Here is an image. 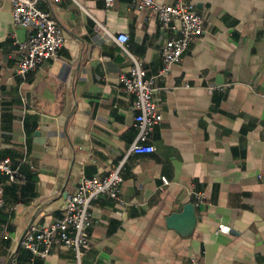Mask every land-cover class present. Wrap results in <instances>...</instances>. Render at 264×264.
Segmentation results:
<instances>
[{
  "label": "crops",
  "instance_id": "crops-1",
  "mask_svg": "<svg viewBox=\"0 0 264 264\" xmlns=\"http://www.w3.org/2000/svg\"><path fill=\"white\" fill-rule=\"evenodd\" d=\"M38 5L64 43L21 76L14 51L29 28L14 26L0 0V158L23 160L3 187L0 264H264V0H197L203 32L163 74L166 34L151 11L131 0ZM120 33L155 76V150L127 156L119 200H93L78 262L63 246L33 258L20 245L26 232L59 218L78 179L104 175L135 138L133 96L119 82L130 65ZM220 223L229 234L217 232Z\"/></svg>",
  "mask_w": 264,
  "mask_h": 264
},
{
  "label": "built area",
  "instance_id": "built-area-1",
  "mask_svg": "<svg viewBox=\"0 0 264 264\" xmlns=\"http://www.w3.org/2000/svg\"><path fill=\"white\" fill-rule=\"evenodd\" d=\"M11 6V21L14 26L29 28L25 41H16L14 51L16 73L24 76L34 70L45 60L58 57L63 46L64 36L49 12L42 10L39 0H7ZM138 10L151 11L157 18L158 27L164 31L166 38L161 48L162 68L159 74L167 73L171 66L182 60L190 41L203 32V17L196 12L197 0H174L172 4L159 3L156 0H131ZM105 6L112 5L113 0H104ZM130 59L126 73L119 76L120 85L127 94L133 96V126L136 135L125 153L104 175L81 176L72 193L65 200L61 216L45 226L33 227L26 232L20 245L33 258H46L55 246H63L71 250L77 262L82 252L90 245L89 228L92 220L89 209L93 200L105 197L113 200L120 198V186L123 181V170L126 158L131 153L148 154L155 150L151 141L152 132L159 124L160 116L154 92L155 76H147L140 62L129 54L124 44L128 41L126 34L114 37ZM264 87V75H263ZM208 85L211 92L217 88L229 86ZM11 158H0V208L5 204L2 197L6 183L15 182L19 176V166ZM167 185L168 179L161 178ZM198 205L202 201V193H194ZM230 226L218 224L217 232L229 234ZM189 264H201L198 258H191Z\"/></svg>",
  "mask_w": 264,
  "mask_h": 264
},
{
  "label": "water",
  "instance_id": "water-1",
  "mask_svg": "<svg viewBox=\"0 0 264 264\" xmlns=\"http://www.w3.org/2000/svg\"><path fill=\"white\" fill-rule=\"evenodd\" d=\"M189 205H190L189 208L187 207L185 210H186V212H187V210H189V212L191 211V214H192L191 218H192L193 217V206L191 204H189ZM173 218H177V216H171L170 219H173Z\"/></svg>",
  "mask_w": 264,
  "mask_h": 264
}]
</instances>
